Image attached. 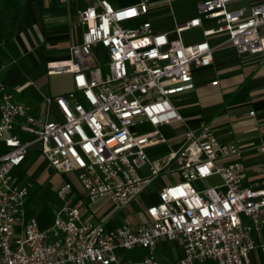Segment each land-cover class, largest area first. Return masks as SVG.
<instances>
[{
  "label": "built area",
  "instance_id": "2783aa9c",
  "mask_svg": "<svg viewBox=\"0 0 264 264\" xmlns=\"http://www.w3.org/2000/svg\"><path fill=\"white\" fill-rule=\"evenodd\" d=\"M84 1L77 12L84 26L80 43L70 47L68 60L46 66L49 75H71L70 91L45 96L41 115L11 100L0 84V264H163L156 248L169 240L180 244L177 264H253L255 248L264 264V239L257 236L264 225V143L256 146L263 155L256 177L243 149L219 141L209 123L186 128L179 146L157 159L146 153L165 141L159 127L182 121L172 96L194 87L195 72L211 64L216 51L264 54V3L201 0L196 15L157 31L149 20L123 25L145 16L151 0L121 7ZM193 28L202 38L185 43L182 33ZM97 57L107 60L103 76ZM32 147L58 172L72 175L89 201L107 197L123 207L159 175L176 180L158 190L135 226H106L65 205L51 227L40 228L21 214L31 183H19L13 173ZM145 165L148 173L141 175ZM212 176L219 183L202 189L191 183ZM72 193L69 179L56 190L63 199ZM135 248L146 251L137 261L115 254Z\"/></svg>",
  "mask_w": 264,
  "mask_h": 264
},
{
  "label": "crops",
  "instance_id": "0c3cea01",
  "mask_svg": "<svg viewBox=\"0 0 264 264\" xmlns=\"http://www.w3.org/2000/svg\"><path fill=\"white\" fill-rule=\"evenodd\" d=\"M136 1L126 0V3L123 1L120 5L111 6L121 7ZM199 1L201 0L196 1V10ZM170 3L166 0H151L148 13L129 23L136 26L143 20H149L154 30H171L173 27L165 28L160 20L166 14L165 10ZM261 3H264V0H242L232 5L250 7ZM84 6V0H0V73L6 69L3 59L13 49H18L24 54L26 69L33 75L15 85L20 73H10L3 80L0 76V84H3L4 88L15 86L16 93L23 92L30 85H34L36 92H40L42 76L44 73L49 75L46 73L47 63L68 60L70 47L80 43L84 26L78 22L77 12ZM189 17L191 16L181 21ZM172 19L174 26L176 19ZM51 75H61L66 87L45 96L65 93L73 88L70 74ZM215 80L216 84H212ZM20 87L21 90L17 91ZM6 92L12 99L11 91ZM179 94L181 95L176 98V102L175 99L172 101L182 121L163 125H179V144L186 128H196L201 123H209L219 141L232 143L243 149V161L249 175L256 177L254 167L263 159L256 146L264 143V54H237L229 48L220 49L214 53L211 64L195 72L194 87ZM1 95L2 91L0 100ZM45 96H41L40 101L37 100V94L35 97L30 95V101H16L32 106L36 113L41 114L42 110H45ZM41 102L43 104L40 105ZM250 111H253V114H250ZM162 186L158 187V190ZM80 195H83L81 187ZM70 197H73V193ZM83 213L84 216L88 213L87 208L83 209ZM144 219L145 214L140 221Z\"/></svg>",
  "mask_w": 264,
  "mask_h": 264
},
{
  "label": "rangeland",
  "instance_id": "374dc122",
  "mask_svg": "<svg viewBox=\"0 0 264 264\" xmlns=\"http://www.w3.org/2000/svg\"><path fill=\"white\" fill-rule=\"evenodd\" d=\"M112 5L117 6L122 4L126 0H109ZM197 0H173L168 5L164 14L160 20L163 21V26L173 27V17L176 22L181 21L185 17L196 15L197 10L195 8ZM123 3V4H124ZM232 7H236L232 6ZM163 19V20H162ZM125 26H132V23H125ZM260 32L264 34V26L260 28ZM182 38L185 43L193 42L202 38L201 29L193 28L182 33ZM101 51V47L93 49V55H98ZM96 57V56H95ZM98 58V57H97ZM97 60V67L100 69V73L103 76L108 71L107 60L99 57ZM6 69L0 73L1 80L10 73H20L19 79L15 82L19 84L24 80L33 77L32 73L26 69V61L24 54L18 49L7 54V57L3 59ZM2 61L0 60V64ZM56 64V63H52ZM8 69V70H7ZM42 86L40 92H36L35 86L30 85L21 93H16L15 86H6V91H11L13 101H30V95L34 97L36 94L39 96L38 101L42 100L41 96L58 91L66 87V82L63 81V77L44 75L42 76ZM181 94H175L172 99L180 97ZM26 99V100H25ZM43 102L40 103V105ZM44 114L42 110L41 115ZM141 127L144 130L150 129L149 124H143ZM159 131L164 137L165 141L157 143L154 146L146 149L147 156L150 160L157 159L171 150L177 148L179 141L177 135L181 132V128L178 124L171 126H161ZM4 148L0 146V152H3ZM139 173L146 175L148 173L147 165L140 168ZM14 175L17 177L19 183L30 182L28 194L24 199L21 214L24 219L34 218L40 228H49L53 224V220L57 211L63 206L68 205L70 207H76L80 211L87 208L88 213L84 218L94 222H102L106 226H122L128 224L130 226L139 223L144 216L145 208L150 203L156 201L158 195V187L168 184L176 180L175 174H161L154 178L142 192L134 197L127 205L118 207L114 205L107 197H100L95 201H89L82 198L80 195V187L77 180L68 174H62L58 172L37 150L36 147L29 149L25 160L13 170ZM69 179L73 185V197L67 195L64 199L60 198L56 194L58 186ZM217 176H212L203 180H195L192 185L197 189H202L207 186L219 183ZM258 238L264 239V225L258 232ZM145 249L135 248L131 250L116 249L115 254L121 256L123 259H129L131 261H137L145 254ZM157 257L163 262V264H177V260L181 255V247L177 240L160 241L156 248ZM250 258L253 264H261V258L259 249L255 248L250 253ZM195 264H211L210 261L196 262Z\"/></svg>",
  "mask_w": 264,
  "mask_h": 264
}]
</instances>
